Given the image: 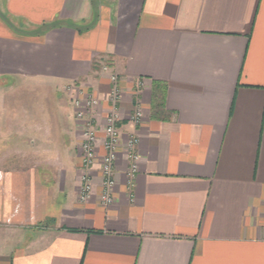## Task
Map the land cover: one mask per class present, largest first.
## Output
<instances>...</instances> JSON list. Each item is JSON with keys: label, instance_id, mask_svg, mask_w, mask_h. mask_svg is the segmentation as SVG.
<instances>
[{"label": "crops", "instance_id": "crops-1", "mask_svg": "<svg viewBox=\"0 0 264 264\" xmlns=\"http://www.w3.org/2000/svg\"><path fill=\"white\" fill-rule=\"evenodd\" d=\"M112 73L106 206L99 161L79 199L73 100L103 127ZM0 264H264V0H0Z\"/></svg>", "mask_w": 264, "mask_h": 264}, {"label": "built area", "instance_id": "built-area-1", "mask_svg": "<svg viewBox=\"0 0 264 264\" xmlns=\"http://www.w3.org/2000/svg\"><path fill=\"white\" fill-rule=\"evenodd\" d=\"M108 65L103 64L101 72L108 71ZM111 80L115 84L113 90L106 95L105 101L111 104V110L107 115L106 123L103 127L95 121L94 111L98 107L100 100L94 93L86 94L83 97H77L73 100L76 109V118L81 124L82 140L80 144L81 161L84 169L79 188V199L87 202L93 195V183L90 177V170L99 161V170L103 179V192L100 196L102 204L108 206L113 202V188L116 183L115 171L118 158V147L120 144V129L118 127L119 113L117 104L122 98L118 87V77L111 74ZM142 118V111L136 109L132 115V120L139 122ZM102 132V149L100 155L98 151L99 134ZM138 138L133 136L127 141L128 156L131 160L129 177L130 181L135 176L138 169V154L135 151Z\"/></svg>", "mask_w": 264, "mask_h": 264}, {"label": "rangeland", "instance_id": "rangeland-1", "mask_svg": "<svg viewBox=\"0 0 264 264\" xmlns=\"http://www.w3.org/2000/svg\"><path fill=\"white\" fill-rule=\"evenodd\" d=\"M4 19H6V21H8V23H9V26L10 27H12L13 29H16L17 30V27H18V22H16V20L15 19H11L10 17H4ZM30 97L31 96H29L28 98L26 97V103L27 102H29L30 103V105L32 106L33 104H34V101L36 100V101H40L39 102V106L40 105H42V107H44L43 106V100H44V97H43V95H41V100L38 98V96H32L31 98H32V100H30ZM21 108V107H20ZM20 108H19V110H20ZM26 108V107H25ZM25 108H22V112L20 113V115H21V117H24V118H28L29 116L28 115H30L31 116V114L28 112V111H26L27 109H25ZM12 118H14L13 116H11ZM32 139V138H31Z\"/></svg>", "mask_w": 264, "mask_h": 264}, {"label": "trees", "instance_id": "trees-1", "mask_svg": "<svg viewBox=\"0 0 264 264\" xmlns=\"http://www.w3.org/2000/svg\"><path fill=\"white\" fill-rule=\"evenodd\" d=\"M50 27V25H43L42 27H41V29H39V32L40 33H44L48 28ZM164 86H163V84H161V83H154V94H155V96H154V106L157 104V102H158V100L156 99V98H158L159 97V99H160V101H159V103L161 104V103H163V93H164Z\"/></svg>", "mask_w": 264, "mask_h": 264}]
</instances>
